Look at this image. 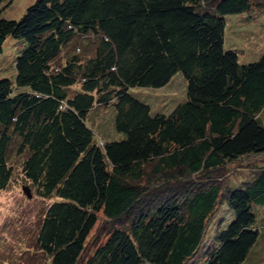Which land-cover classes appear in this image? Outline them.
Returning a JSON list of instances; mask_svg holds the SVG:
<instances>
[{
  "label": "trees",
  "instance_id": "obj_1",
  "mask_svg": "<svg viewBox=\"0 0 264 264\" xmlns=\"http://www.w3.org/2000/svg\"><path fill=\"white\" fill-rule=\"evenodd\" d=\"M11 3L0 0V56L8 37L24 47L0 79V190L14 151L53 199L35 240L49 264H187L225 203L234 218L215 227L205 264L263 263L248 255L264 166L235 185L227 170L264 155V49L243 64L224 37L227 15L256 18L264 0H34L5 19ZM176 74L185 97L168 113L132 92ZM97 106L112 110L114 137L90 126ZM100 214L106 237L85 255Z\"/></svg>",
  "mask_w": 264,
  "mask_h": 264
},
{
  "label": "rangeland",
  "instance_id": "obj_2",
  "mask_svg": "<svg viewBox=\"0 0 264 264\" xmlns=\"http://www.w3.org/2000/svg\"><path fill=\"white\" fill-rule=\"evenodd\" d=\"M33 1L12 0L11 5L2 12L1 16L5 19H18ZM261 12L262 8L256 6L251 10L254 17ZM245 16L246 14L227 15L224 37V48L236 50L239 62L243 64L257 60L264 49V13L252 19H245ZM16 41L18 40L10 37L5 40L0 56V79H10L13 74V77L15 76L13 60L24 47V44L21 43L22 45L18 49ZM76 43L73 44V47L76 46ZM80 48L79 54H86L91 49L85 41L80 44ZM132 92L148 103L154 113H168L184 99L185 83L180 74H176L170 83L161 89L138 88ZM89 119L90 126L100 139L104 140L102 134L114 137L110 108L97 106L90 113ZM262 125L264 126V123ZM118 137L121 138L122 135L118 134ZM10 157L13 176L7 188L0 190V264H49L47 256L38 250L35 240L45 210L53 199L39 197L26 182L20 167L22 155H17L13 151ZM259 166H264V155L239 159L228 166L229 182L235 185L239 182L249 181L250 176ZM25 189H28L30 197L27 196ZM219 210L221 211L217 212L210 222L200 253L198 252V256L188 261L187 264H205V250L214 244L215 227L219 221H222V224L224 222L228 224L233 220V212L226 203L220 206ZM254 213L259 237L249 252L248 262L250 257V261H252L249 263H256L262 258L264 259V207H257L254 209ZM106 224L105 221H102L100 214L99 221L87 238L85 255L92 252L96 245L105 239Z\"/></svg>",
  "mask_w": 264,
  "mask_h": 264
},
{
  "label": "water",
  "instance_id": "obj_3",
  "mask_svg": "<svg viewBox=\"0 0 264 264\" xmlns=\"http://www.w3.org/2000/svg\"><path fill=\"white\" fill-rule=\"evenodd\" d=\"M25 191H26L27 196L30 197L31 195H30L28 189H25Z\"/></svg>",
  "mask_w": 264,
  "mask_h": 264
}]
</instances>
